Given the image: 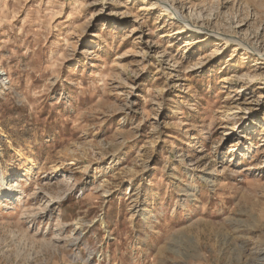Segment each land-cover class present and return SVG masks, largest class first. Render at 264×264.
<instances>
[{"label": "rangeland", "instance_id": "rangeland-1", "mask_svg": "<svg viewBox=\"0 0 264 264\" xmlns=\"http://www.w3.org/2000/svg\"><path fill=\"white\" fill-rule=\"evenodd\" d=\"M0 70V264H264V0H0Z\"/></svg>", "mask_w": 264, "mask_h": 264}, {"label": "bare ground", "instance_id": "bare-ground-1", "mask_svg": "<svg viewBox=\"0 0 264 264\" xmlns=\"http://www.w3.org/2000/svg\"><path fill=\"white\" fill-rule=\"evenodd\" d=\"M88 54V53H87ZM3 76H4V73L3 72H1V70H0V82H4L3 81ZM0 95H5V92H4V90H1L0 91ZM8 146L9 147H11L12 146V143L9 141V143H8ZM35 165H33V167H34ZM10 172V171H9ZM8 188H10L9 187V185H8V180H6V178L3 176V175H0V189H1V191L3 190V191H6V190H8ZM197 218V217H196ZM195 220V219H194ZM192 221V223H196L195 221Z\"/></svg>", "mask_w": 264, "mask_h": 264}]
</instances>
